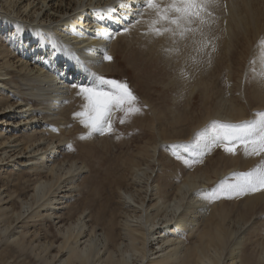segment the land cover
Wrapping results in <instances>:
<instances>
[{
	"label": "bare ground",
	"instance_id": "bare-ground-1",
	"mask_svg": "<svg viewBox=\"0 0 264 264\" xmlns=\"http://www.w3.org/2000/svg\"><path fill=\"white\" fill-rule=\"evenodd\" d=\"M141 7L142 0H0V31L9 44L6 48L0 47V92L7 96L6 99L0 98V164L12 167L17 172L24 171V168L30 171L34 169L39 178L32 192H26L29 197H15L10 192L5 194L0 191V216L7 224L3 222L1 235L4 232L6 244L12 246V252L6 254L7 262L3 260L5 264L15 254H26L36 264H264V260L260 262L256 258L251 262L245 252L248 244L245 238L250 229L243 216L249 211L244 210L243 215H239L238 210L235 216H240L239 225L233 228V224H230L234 221L231 220L233 215H230L232 210L224 206L218 207L221 204L213 207V204L220 201L218 199H204L205 193L212 190L211 180L206 173L188 171L182 183L178 181V186L174 183L177 187L171 194L158 184L157 171L160 163H163L160 162L161 145L171 139L169 136L172 137L168 133L165 134L168 138L162 139L160 136L154 146L149 144H152L154 136L150 138L152 142H147L146 133L147 138H139L148 143L145 146L142 145L145 141L141 144L144 149L140 150V146V151L135 150V153L125 156L124 161L121 157L123 162L119 163L121 162L123 170L121 169L122 172L114 183L117 185L118 202L121 203V209H118L121 211L115 213L114 209L115 214L107 213L110 217L101 230L98 228L101 219L91 222L92 219L85 212L75 220L70 219V222L62 220L64 204L75 199L81 178L87 170L86 166L78 165L77 161L66 160L68 148L65 145L69 146V141L65 144L63 139L54 140L52 136L55 132L63 131L62 126L69 123L67 107L74 104L78 96V91H74L77 88L73 85H80L82 82L85 84L91 78L94 81L96 77L93 73L100 75L111 66L113 59L105 60L104 56H113L114 48L119 43L118 38L122 40L120 35L125 32V28L141 31L148 27L145 21L150 19L149 13H145L141 22L136 23L141 19L137 15ZM220 10L222 41L215 42V45L217 48L218 43L223 44L222 49L218 48V55L223 54L222 57L226 59L224 69L228 75L227 84L231 85V76L234 74L230 62L231 50L239 33H247V26H251L255 33L254 36L251 35L253 38L259 35L264 27V0H227V14L222 4ZM249 33L252 32L248 31ZM252 45V41H249L248 46ZM147 46L151 47L150 44ZM251 47L247 49L250 50ZM254 48L251 50L258 54V45ZM210 49L211 47L206 51L209 52ZM240 56V60L246 57L243 54ZM193 57L188 63L191 67L189 73L192 74L188 86L183 83L187 75L180 73L181 76L177 77L180 86L176 87L181 96L192 85V90L196 87L199 91L204 90L201 92L207 95L217 97L216 106L211 104L215 119L232 123L242 121L244 115L241 106L246 102L245 91L241 90L238 99L234 98L233 102L226 100L224 95L220 98L222 92L218 91V85L213 83V79L209 83L204 77L208 70L201 69L209 62V57L200 52H196ZM245 60L247 58L243 62L248 63ZM212 61L211 57V63ZM219 63L221 61L217 59V68ZM215 73L214 76H217L216 71ZM256 83L259 85L257 80ZM254 87V91L258 93L259 86L258 89L256 85ZM254 91L252 94H255ZM79 98L83 100L81 96ZM211 99L214 101V98ZM184 101L188 102L187 98ZM185 105L188 106L187 103ZM262 105L264 106L263 102ZM176 113L177 111L172 113L174 121L177 119ZM69 130L66 132L69 133ZM165 159L169 161L171 157L167 155ZM231 165L235 167L234 164ZM205 169H208L207 165ZM164 173L167 175L166 172L163 175ZM160 181L162 182L161 179ZM234 199H244L249 208L264 205V190ZM44 208L45 213L42 211ZM210 209L213 210L211 214ZM47 220L53 225L51 237L43 234L35 236L36 232L30 235L29 232H34V229L28 230L25 227L38 222L42 227V222Z\"/></svg>",
	"mask_w": 264,
	"mask_h": 264
},
{
	"label": "rangeland",
	"instance_id": "rangeland-1",
	"mask_svg": "<svg viewBox=\"0 0 264 264\" xmlns=\"http://www.w3.org/2000/svg\"><path fill=\"white\" fill-rule=\"evenodd\" d=\"M215 15L218 17V21L214 25V29L211 33V36H214L217 38L213 41L214 44H216L219 41H222L221 40L222 32H221V27H220L221 22H219V21H221L220 20V18H221L220 7L215 10ZM262 15L264 17V13H262ZM143 30H141V31L129 30L128 32H124L122 35H120L122 40H120V37H119L118 38L119 43H118L117 47L114 48L115 51H114V54H112L113 55L112 56L113 57V61H112L113 63L111 64V66L108 69H105L102 72V74H100V75H102L108 79H116V80L126 81L128 83V85L130 86V88L133 90V92L136 94V96L139 98V104H140L142 111L136 115H133L130 119L126 120L125 123L119 122V119L123 114L118 112L115 114L114 122H113V123H115L113 125L114 130L111 133H106L103 135H100V133H93L91 136H86L88 131L85 132V130H88V129H85V126L80 123V121H79L80 118L73 116V113L80 111L82 105L84 104V100L81 101L79 96H77V98H75L76 100L75 99H74L75 101L73 100L74 104H71L72 106L70 105L71 108H70V106L67 107L68 112L70 114L69 118H68L69 123H65L62 126L63 131L61 130L58 133L55 132L53 134L55 137L52 136V138L54 140H56V139L62 140L63 139L65 144H66V141H69V144H68L69 146L65 145L68 148V151L65 154V156L68 155L67 157H65L66 160L68 159L70 161H77L78 165L86 166V170H87V171H85L83 177L81 178V181L79 183L80 184L79 185V191H78L75 199H73V201H71V203H65L67 205L64 204L65 209L62 211L61 216H62V220L66 219V221H65L66 223H67V221L70 222L71 220L77 219L78 216H80L82 213L85 212L92 219L91 222H95L99 218L101 219V220L99 219L100 222L98 223V228H99V230H101L105 226V224L107 223L106 221L108 220L110 215L121 211V210H119V209H121V203H119L120 199L118 197V191H117L118 189L116 188L117 185L116 184L114 185L116 178L119 177V174L123 170V168H121V162L119 163V161H122V160L124 161L125 158L130 155V153H135L136 151H140V150L144 149L143 147L145 145H148L147 142L153 141L152 144L151 143H149V144H150V146H154L156 144L157 140L160 138V136L162 137V139L168 138V135L172 136V137L169 136V138H171L170 139L171 141L166 140L165 142H162L163 143V145H161L162 146V148H161L162 158L160 156V162L162 161L163 163H160L161 166H159L158 171H157V175H158L157 179L159 181V183H158V181H157V183L160 184L162 187H164L165 191L168 189L167 193H169V194H171L172 191H174V189L179 185V182L182 183V180L185 179L188 171H191V172H192V170H193V172H195V171L202 172L203 171V174L206 173L205 175L208 178H210V180H211L210 188L214 189L219 184V182L221 180H224L225 178L231 179V176H230L231 173L248 171V170L252 169V167H255L256 165H258L259 160H260L259 164L262 161H264V154H262L261 155L262 157L260 156L259 158H257L258 156L257 157L256 156H252V157L247 156L246 157L245 154L243 153L242 148H239L240 153H238V149H237V152L235 154L228 153V152H227L228 153L227 154V153H225L222 146L214 147L211 150V152L207 153L203 157L202 163H195V164H192L191 166L185 164L182 159L177 158V154L180 156H185L186 158H189V159H191L192 157L190 156L189 153L184 152L183 147L173 148L172 145H177V146H182V145H189L190 146L191 145L192 147H194V141L196 138V134L200 130H202L206 126H208L211 121H214V120L221 121L218 118L215 119L214 116L212 115V109H214V107L216 106L215 102H217L218 99H215V98H217L215 95L214 96L207 95V93L201 92L204 90L199 91L196 87L193 89L194 90L193 91L192 85L190 86L191 88H188L187 90L185 89L184 90L185 92L183 91L184 95L182 94V96H181V93L177 90L176 86H178V87L180 86V82H178L177 77L181 76V75L179 76V74L181 73V71H180L181 69H183L184 71L186 70L185 73L187 74V77L184 80L185 82L183 81L185 86H188L189 80H191L192 74L189 73V69L191 67L188 66V63L191 60V58L193 56H195V54L197 52L196 49L199 47L198 44H193L192 39H188V40H185L183 42L178 41L176 44H174L173 41L167 35L161 36V37H154L153 35L148 33V31H147L148 27L143 29ZM248 31L253 33L251 26H247V33H245V34L239 33L238 39L235 41V44H234V46L231 50V53H230V57H231L230 62L232 65V69L234 70V74L232 73V76H231V85L227 84L228 75H227V71H225V69H224V64H225L226 59L224 57H222L223 54L218 55L219 50L222 49V47H223V44L220 45L221 42L218 43L216 51L211 52V54H212L211 57L214 60V61H212L211 66H210L208 61L205 63L206 65L208 64L207 66L206 65H204V67L200 66L202 70H204V69L208 70L207 75L205 74V76H204L205 79L206 80L208 79L209 83H211L209 80L212 81V79H213V83L215 82V84L218 85L217 86L218 91L222 92L220 98L224 95V98L226 97V100H230V101L232 100V102H233V101H235L234 98L236 100L238 99V94L241 92V90L243 92L245 91L244 94L246 96V102L242 103L243 105L241 106V107H243L242 112H243L245 119L242 118V121L253 119L254 114L257 111H259L261 109L264 110V106L262 105V102L264 104V100L262 99V98H264V96L262 95V93H264V89H263L264 88L263 87L264 82H261L260 80L253 78V75L250 71V67H252L253 65H250V62H249V61H252L255 57L258 58V54L254 53L255 50H251V49H253L254 46L256 48L258 45V41L260 40L261 37L264 36V27L261 29L259 35L256 36L255 38H253L251 36V35L254 36L255 33H253V34L249 33L248 34ZM140 32H142V33H140ZM145 32L147 35H145ZM0 34H1L0 35V39H1L0 40V43H1L0 47H2V48H6V46L8 47L9 44L7 43V41L4 37V35L1 33V31H0ZM211 36L209 38H211ZM195 39L199 40L200 37L197 35V36H195ZM249 41H252L254 46L253 45H252V47L248 46ZM148 44H150L151 47H148L147 46ZM247 47L248 48L251 47V49L249 50V49H247ZM169 48H173V49L179 48L180 51L178 54H176V53L168 54V53H166L165 49H169ZM218 48H219V50H218ZM256 50H258V48ZM210 51H211V49L209 50V52ZM242 54L246 57L243 58V60L242 59L240 60V58H241L240 55H242ZM246 58H247V60H245V61L248 63L245 64L243 61ZM217 59L221 61V63H219L220 66L218 68H217V66H218L217 65ZM240 65H242V66H240ZM254 66L257 68V70H259L261 67L259 62H257ZM247 70H248V73H247ZM215 71L217 72V76L216 75L214 76ZM244 73H245V76H244ZM188 74H190V76H188ZM212 75H213V77H212ZM209 76H210V79H209ZM90 80H92V78L87 79L85 84L91 85L92 83L95 82V79H94V81L93 80L90 81ZM239 80H240V84H239ZM256 80H257V82H259V85L256 83ZM260 82L263 86L260 85ZM85 84L82 82L80 85H85ZM239 85H240V87H239ZM255 85H256L257 89L259 86V88L263 89V90L260 91V89H258V93H257L256 90L254 91V89H256L254 87ZM260 86H262L263 88ZM237 88H238V91H237ZM77 89H75L74 91L77 92L79 90V89L78 90ZM253 91L255 92V94H252ZM75 92H74V96H75ZM257 94H260V95H257ZM176 95L177 96L180 95V96L177 97ZM186 95L189 96V98ZM2 97H3V99H6L5 97H7V96H3L2 93L0 92V98H2ZM207 97H208V99H207ZM179 98H180V100H178ZM185 98H187L188 102L184 101ZM211 98H214V101H212L213 99H211ZM210 99L212 102L210 101ZM260 99H262V100H260ZM205 100H207L209 102H207ZM185 103H187L188 106H186ZM211 104L214 105V107ZM244 104H246V105H244ZM145 105H146V107H145ZM176 111H177V113H176L175 119L176 118L177 119H176V121H174L172 113L176 112ZM177 115H179V116H177ZM179 119H181V121ZM236 123H238V122H236ZM83 127H84V129H83ZM69 128H70V130H69ZM150 128H152L154 131ZM159 128H160V130H159ZM68 130H69V133H67ZM151 132L154 133V135ZM167 133H168V135H165ZM55 134L56 135L58 134V137H56ZM143 134L148 135L147 136L148 138L146 137V135L144 136ZM24 136H26V134H24ZM82 136H86V138H81ZM152 136H154L155 138ZM151 137H152V141L150 139ZM139 138L140 139L141 138H143V139L147 138L145 140H148V141L146 142L145 140H141L142 141L141 142ZM136 141H138V142H136ZM135 143H137V145ZM145 143H147V144H145ZM131 144H134V145H131ZM141 144L144 146H141ZM132 146H134V147H132ZM140 146H141V148L139 150ZM135 147H136V149H135ZM123 149H124V151H123ZM127 149H128V151H127ZM178 150H179V153H177ZM122 152H124V153H122ZM126 153H128V154H126ZM230 154H231V157H230ZM163 155L165 157L167 155H169L171 157V159L169 161H165L166 159H165V157H163ZM234 155L236 158L234 157ZM242 155L245 157H243ZM121 157L124 159H122ZM72 158H73V160H72ZM115 158H117V159H115ZM116 161H118V164ZM244 161H246V163ZM230 163L234 164L235 167H233ZM206 165H207L208 169H205ZM236 165H238V166H236ZM245 167H247V168H245ZM162 168L163 169L165 168V169L163 170ZM218 168L220 171L218 170ZM161 169H162V171H161ZM240 169H243V170H240ZM23 170L24 171L17 172L15 170H12V167H7L5 164H2V165L0 164V191L5 192V194L7 192L8 193L10 192L15 197H19V195L20 196L22 195L21 197H24V198H26V196L29 197L28 194L30 192H32L31 191L32 188L37 185L36 182L39 178H38L37 173H35L36 171L34 169H31V171H30V169L27 170V168L26 169L24 168ZM119 170H121V171H119ZM204 170H205V172H204ZM207 170H209V171H207ZM217 171H219V172L217 173ZM163 172H166L167 175L170 173L171 175H168V177H166L167 175H165V173H164L165 177H163L164 176ZM180 173H182V174H180ZM160 174H162V175L160 176ZM223 175H225V176H223ZM173 176H174V178H173ZM183 176H184V178H182ZM167 178H168V180H167ZM160 179L162 180V182L160 181ZM168 181H170V182H168ZM165 182H167V183H165ZM110 183H111V186L109 187ZM174 183H177L176 184L177 186H175ZM27 188H29V189H27ZM111 188H113V189H111ZM169 189H171V190H169ZM28 190H29V193H28ZM107 191H108V193H107ZM114 191H117V192H114ZM258 192H260V191H258ZM261 192H262V190H261ZM227 198L228 197H226V196H222L220 199H218L220 201H217L215 204H213V207H215L217 204L218 205L221 204L218 207L224 206V208L226 207V208H228V209L230 208L232 210V212L230 214V215H233V216H231V220H234L235 222L231 221L230 224L232 223L233 225H235V227H234L231 224L233 228H237L239 225L238 224V218L240 216H235V214L236 215L238 214V210H239V215H243L242 211H244V210L249 211V212H247L248 214L246 216L245 215L243 216L248 221L247 226H249V229L251 230V231L249 230L248 234L246 235L247 239L245 238L246 243H248V244H246V251L245 252L248 255L247 258L250 259L251 262L254 261L255 258H256L255 260L262 262L261 260H264V252L261 251V250L264 251V233H262L264 231L263 230L264 228L262 229V227H264V208H263L264 205L258 204V205L250 206V208H249V206L246 204V201H244V199H239V201H235V199H237V198L234 199V197H233L234 200L232 198H228V200H227ZM14 203H15V201H14ZM14 203H13V205H14ZM15 205H16V203H15ZM61 206H63V205H60V207ZM82 206H84V207H82ZM13 207H15V206H13ZM116 208L117 209L119 208V209L117 210ZM247 208H249V209H247ZM211 209H214V208H211ZM211 209L209 211L210 214L213 211V210L211 211ZM251 209H253V210H251ZM113 210L115 213L113 212ZM42 211H43V213H45V208L42 209ZM98 211H99V214H98ZM107 211H109L110 213ZM78 212H81V213H78ZM209 212L207 213L208 214L207 217L210 216ZM107 213L110 215H108ZM46 216H49V215H46ZM1 217L2 216H0V219H1ZM233 217H235V218H233ZM241 218H242V216H241ZM3 222H4V224H6L4 219L2 218L0 221V264H5V262L3 260H5L7 262V255L6 254L9 251L12 252V246L6 244V242H5V239L3 237L4 232L1 235V229L4 227ZM42 223H43L42 227H40L41 223H39V222L36 225H31V227L28 225H26L25 227H27L28 230L34 229V232L28 231L29 234L30 233L34 234L36 232L34 234L35 236L36 235L42 236V234H43L45 236L48 235V237H51L50 234L53 231V228H52L53 225H52L51 221L47 220V221H43ZM44 224H45V226H44ZM38 225H39V227H37ZM37 228H38L39 232L37 231ZM244 228H245V226H244ZM20 230H22V229H20ZM257 231H259V232L257 233ZM46 232L47 233L49 232V233L46 234ZM249 240H250V242H249ZM252 241L254 243L255 242L256 243L254 244ZM256 245H258L259 248ZM252 247H253V249H252ZM249 249H250V251H249ZM8 264H36V263L32 262L31 258L26 254H22V255L15 254L14 257L11 256L8 259Z\"/></svg>",
	"mask_w": 264,
	"mask_h": 264
},
{
	"label": "snow or ice",
	"instance_id": "snow-or-ice-1",
	"mask_svg": "<svg viewBox=\"0 0 264 264\" xmlns=\"http://www.w3.org/2000/svg\"><path fill=\"white\" fill-rule=\"evenodd\" d=\"M219 7L221 0H142V7L137 13L141 19L136 23L141 22L145 13H149L150 19L145 21L149 34L154 37L167 35L174 44L192 39L193 44L199 45L196 51L206 54L211 63V52L216 51L213 41L217 39L211 33L218 21L215 10ZM124 31L128 32L129 28ZM197 35L199 40L195 39ZM209 47L211 52L206 51ZM165 51L168 54H178L180 49L169 48ZM104 59L111 61L113 57L105 55ZM258 59L260 69L257 70L254 66L257 63L254 58L250 61V65H253L250 71L254 79L264 82V37L258 41ZM180 71L182 75H187L183 69ZM93 75L96 77L93 84L73 85L79 89L77 95L84 100L81 110L73 113V116L80 118V122L88 129L86 136L111 133L117 112L123 114L119 122L125 123L142 111L139 98L126 81L108 79L95 73ZM216 146H222L225 152L232 154L238 148L243 149L245 156L264 154V110L257 111L253 119L238 123L211 121L196 134L194 147L172 145L173 148L183 147L184 152L190 154L191 159L177 155L178 159L189 166L202 163L203 157ZM230 176L231 179L221 180L214 189L206 192L204 199L216 200L222 196L233 198L264 190V161L248 171L233 172Z\"/></svg>",
	"mask_w": 264,
	"mask_h": 264
}]
</instances>
